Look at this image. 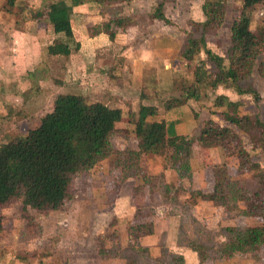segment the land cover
Instances as JSON below:
<instances>
[{
  "label": "rangeland",
  "instance_id": "1",
  "mask_svg": "<svg viewBox=\"0 0 264 264\" xmlns=\"http://www.w3.org/2000/svg\"><path fill=\"white\" fill-rule=\"evenodd\" d=\"M55 1L62 0H5L1 10L12 17L8 21L15 20L18 26L20 20L23 25L29 23L36 27L48 24L46 17L38 16L37 13L46 4ZM160 1L83 0L82 5L90 7V14L84 11L89 17L82 18L80 13L84 12L75 7L71 20L78 35L87 28L89 34L96 33L101 27L99 25L116 18L121 20L119 29L123 31L129 28L127 24L131 21L134 25L127 30L123 41L135 50L144 45L150 46L156 43V38H162L167 51L161 55H165V59H171L172 63L175 62L172 68L165 71L166 78L170 80L175 74L172 86L168 83L164 89H160V86L149 88L152 91L147 94L155 95L156 98L147 101V106L155 107L157 114L144 120L146 123L166 116L167 121L178 123L176 130L179 136L197 138L204 123L212 119L240 133L215 108L219 95L226 96L230 102L239 103L241 113L257 116L264 122V78L258 71V65L264 62V53L258 58L251 77L241 82L243 88H253L256 95H239L231 86L213 90L208 85H201L198 100H189L185 105L167 108V102L185 97L184 87L194 82L191 74L193 67L180 54L187 33L192 31L190 21L205 20L203 5L206 0H167L163 12L172 25L150 19ZM219 1L226 10L225 20L218 33L207 36L206 40L207 47L215 55L223 57L228 66L231 27L240 12L242 0ZM262 23L264 5L254 10L251 29L255 31ZM56 35H60L57 41L67 40L63 34ZM194 35L199 38L201 32ZM41 52L43 67L20 74L33 93L39 91L40 80L49 78L54 75L52 70L61 68V62L52 60L53 57L46 49ZM200 61L205 62L211 73L215 71L205 53L195 63ZM110 76V73H99L96 79L86 77L84 83L79 78H74L68 92L80 96L85 94L84 98L94 103L97 97L93 88L95 85L98 87L99 82L104 84L111 81ZM2 95L0 93V100ZM51 99L53 96L48 97L46 104L41 99L38 101L40 104L36 110H32L33 113L37 110L45 111L38 114V117L31 116V110L28 111L21 105L22 108L18 104L13 108L14 103L8 102L6 113L0 114V145L39 126L43 116L51 110ZM2 104L0 102V106ZM123 109L125 115L117 125V132L112 140L114 155L76 177L72 186V199L62 210L46 214L30 211L28 217L23 218L19 203L0 209V215L8 220L5 232H0V264H264V248L259 253L261 259L250 253L229 256L221 252L222 245L228 240V227L244 228L257 223L259 219L243 217L240 208L235 210L215 207L211 203L192 199V193L199 186L210 189L215 179L214 169L222 168L221 164L226 161L222 153L219 150H194L192 171L190 174L184 173L182 177L174 169H169V153L165 156L143 155L139 159V168L130 169L116 161V151L136 147L132 132L140 122V108H133L130 113L127 112V106H123ZM28 112L30 113L26 116ZM35 117L38 121L33 125ZM241 138L252 160L264 167V152L253 149L246 135L241 134ZM231 161L227 159L226 162L232 168ZM230 173V178L234 179L236 170L233 168ZM246 176L250 179V174ZM245 189L252 191V182L247 183ZM243 205L244 203L241 207ZM147 213L152 215L147 216ZM144 223H154L155 234L142 238L140 244H137L128 236V229Z\"/></svg>",
  "mask_w": 264,
  "mask_h": 264
},
{
  "label": "trees",
  "instance_id": "2",
  "mask_svg": "<svg viewBox=\"0 0 264 264\" xmlns=\"http://www.w3.org/2000/svg\"><path fill=\"white\" fill-rule=\"evenodd\" d=\"M166 1L159 2L150 19L172 25L163 12ZM82 4L83 0L49 2L37 13L46 17L55 33L63 34L67 39L54 41L48 47L50 55L69 56L79 49L80 44L74 40L71 14ZM262 5L264 0H242L240 12L231 27V44L227 52L229 65L226 66L225 59L215 55L207 47L206 40L207 36L218 33L226 10L221 1L206 0L203 5L205 20L190 21L192 31L187 33L180 54L193 67L194 82L184 87L185 97L167 102L168 109L185 105L189 100H198L201 85H208L213 90L231 86L239 95L257 94L251 87L243 88L241 82L251 77L258 58L264 53V23L255 31L251 29L253 12ZM120 25L121 20L111 19L99 25V31L92 34L104 33L114 41L118 34L126 33L134 24L129 21V28L123 31H120ZM197 32H201L199 38L194 35ZM202 53L207 55L214 72L206 68L204 61L195 63ZM258 71L264 78V62L258 65ZM214 106L225 121L249 138L253 149L264 152V122L259 117L241 113V105L230 102L223 95L217 97ZM156 114L155 107L141 105L140 122L132 132L136 147L116 151V161L130 169L139 168L141 156L169 153V169H174L182 177L192 171L194 150H219L224 160H232V168L224 161L222 168L214 169L215 179L210 189L199 186L192 193V199L215 207L240 208L243 217L259 219L244 228L228 227V240L222 245L221 252L229 256L250 253L261 259L259 253L264 248V167L252 160L241 134L210 119L204 123L197 138L181 137L176 130V121L145 122ZM123 116L119 108L101 102L91 103L80 95L57 96L52 110L43 116L37 128L0 145V209L19 203L23 218L28 217L30 211L46 214L62 210L72 199L76 177L114 155L112 140ZM233 168L236 170L234 179L230 178ZM248 174L250 179L246 176ZM249 182L254 186L252 191L245 189ZM243 203L244 207H241ZM7 222L6 217L0 215V232H5ZM154 234V223L138 224L128 229V236L137 244L142 238Z\"/></svg>",
  "mask_w": 264,
  "mask_h": 264
},
{
  "label": "crops",
  "instance_id": "3",
  "mask_svg": "<svg viewBox=\"0 0 264 264\" xmlns=\"http://www.w3.org/2000/svg\"><path fill=\"white\" fill-rule=\"evenodd\" d=\"M4 5L5 0H0V93H3L0 100L3 102L0 106L1 115L6 113V107H9L8 102L14 103L13 108H16L15 104H18L20 108L25 107L33 113L32 110L37 109L40 99L46 104L48 97L53 96L51 102L53 100L54 103L57 96L69 94L68 91L70 85L74 83L72 81L74 78H79V81L84 83L86 77L96 79L99 77V73L102 75L110 73L112 79L104 84L99 82L98 87L95 85L93 89L96 91L94 93L97 97L96 102L119 108L122 111H124L123 106L124 108L127 106L128 113L133 108L149 105L147 101L156 98L153 94V96L147 94L152 91L149 89L151 86H160V89H164L163 87L168 83L169 86L173 84L175 73L169 80L166 78L165 71L172 68L175 62L172 63L171 59H165V55H161L167 51L162 38H156V43H152L150 46L144 45L141 49L135 50L133 46L124 43L123 39L126 38V33L118 34L114 41H111L104 33L89 34L88 28L78 35L71 20L74 40L80 44L79 49L72 51L69 56L51 55L52 60L61 62V68L52 70L54 75L49 78L39 79L41 82L39 91L33 93L30 85L27 86L20 74H27L29 71L42 68L44 60L41 51L44 49L48 51V47L59 39L60 35L55 34L49 22L47 25L39 24L32 27L29 23L28 25L25 23L26 26H24L23 21L18 19L20 26L15 20L8 21L12 17L1 10ZM76 8H79L80 12H89L90 7L81 5ZM85 12L80 13L82 18L89 17ZM15 18L16 16L13 17V19ZM132 53L134 56H131ZM92 69L95 70L92 71ZM142 89L144 95H142ZM63 90L66 92H62ZM81 95L85 97V94ZM52 107L53 104L51 110ZM51 110L49 109V111ZM42 112L45 111L37 110L31 116L38 117V114ZM37 117H35V121L33 117V125L38 121ZM154 121L161 122L167 121V119L166 116L157 117L151 122Z\"/></svg>",
  "mask_w": 264,
  "mask_h": 264
}]
</instances>
